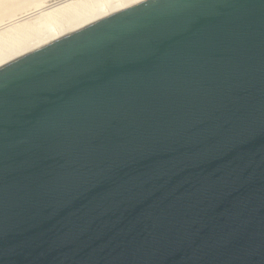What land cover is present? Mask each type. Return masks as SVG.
Masks as SVG:
<instances>
[{"label":"water","instance_id":"95a60500","mask_svg":"<svg viewBox=\"0 0 264 264\" xmlns=\"http://www.w3.org/2000/svg\"><path fill=\"white\" fill-rule=\"evenodd\" d=\"M0 264H264V0H138L1 64Z\"/></svg>","mask_w":264,"mask_h":264},{"label":"bare ground","instance_id":"6f19581e","mask_svg":"<svg viewBox=\"0 0 264 264\" xmlns=\"http://www.w3.org/2000/svg\"><path fill=\"white\" fill-rule=\"evenodd\" d=\"M138 0H0V65Z\"/></svg>","mask_w":264,"mask_h":264}]
</instances>
